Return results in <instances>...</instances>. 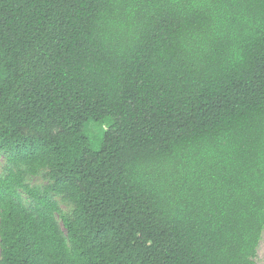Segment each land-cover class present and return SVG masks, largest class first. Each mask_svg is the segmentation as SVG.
<instances>
[{"label":"trees","instance_id":"1","mask_svg":"<svg viewBox=\"0 0 264 264\" xmlns=\"http://www.w3.org/2000/svg\"><path fill=\"white\" fill-rule=\"evenodd\" d=\"M0 152V264H255L264 0H0Z\"/></svg>","mask_w":264,"mask_h":264},{"label":"rangeland","instance_id":"2","mask_svg":"<svg viewBox=\"0 0 264 264\" xmlns=\"http://www.w3.org/2000/svg\"><path fill=\"white\" fill-rule=\"evenodd\" d=\"M106 128H107V122L104 124L90 123L87 126L86 135L91 141L93 150L96 151L99 149L100 140L102 139V134L106 130ZM9 169H11V166H9V164L7 163V155L0 152V177H4L7 174ZM25 184L29 186L31 189L41 191L43 187L46 186L47 181L44 178L43 172H41L37 176L27 177L25 179ZM21 197H22V201L25 204H29L32 202V199L25 192L21 193ZM54 200L58 204L63 214L65 215L70 214L72 207L68 203L61 201L60 198L58 197H55ZM254 261H255V264H264V231L261 235L260 243H259V246L257 247V253H256V257Z\"/></svg>","mask_w":264,"mask_h":264}]
</instances>
